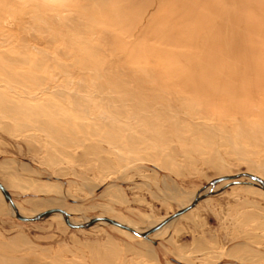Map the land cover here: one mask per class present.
I'll return each instance as SVG.
<instances>
[{
  "label": "rangeland",
  "instance_id": "374dc122",
  "mask_svg": "<svg viewBox=\"0 0 264 264\" xmlns=\"http://www.w3.org/2000/svg\"><path fill=\"white\" fill-rule=\"evenodd\" d=\"M2 1L0 183L19 215L143 233L236 182L149 240L60 214L22 222L1 195L0 264H264V191L247 184L264 180V47L222 52L223 1L175 0L162 21L111 15L132 0Z\"/></svg>",
  "mask_w": 264,
  "mask_h": 264
},
{
  "label": "bare ground",
  "instance_id": "6f19581e",
  "mask_svg": "<svg viewBox=\"0 0 264 264\" xmlns=\"http://www.w3.org/2000/svg\"><path fill=\"white\" fill-rule=\"evenodd\" d=\"M4 1V0H3ZM2 1V2H3ZM16 1V0H15ZM89 1V0H88ZM86 1V2H88ZM98 1V0H97ZM108 1V0H106ZM104 1V2H106ZM129 0H127L128 2ZM131 1V0H130ZM174 1L175 0H132L131 3L127 4L124 8H116L113 7L109 10L111 15H113L114 17H117L119 18V16H123L122 18L126 17L127 18V14H129L130 17L132 18H141L142 17H146L148 16L149 18H153L154 17H157V16H160L159 17V20L161 19V21L165 18V16L167 15V17L169 16V18L172 16V5L174 4ZM223 1L224 3V8L223 9V12H222V15L220 16V23H219V26L220 28L222 29L221 32L224 33V44H223V48H222V52L224 54H227V55H234L236 53H241L242 51H245V50H257V49H261L262 47H264V0H221ZM85 2V3H86ZM91 2V1H90ZM111 2V0H110ZM115 2V1H114ZM113 2V3H114ZM25 3V2H24ZM99 3V2H98ZM117 3V2H116ZM4 4V3H2ZM9 5L10 2H6V5ZM90 4V3H88ZM101 6H102V3H100ZM104 4L103 3V7H104ZM110 4V3H109ZM108 4V5H109ZM228 4H230L229 6H227ZM12 5V4H11ZM10 5V6H11ZM96 5H99L97 4L96 2ZM95 5V6H96ZM118 5V4H117ZM155 5V6H154ZM19 6V5H18ZM87 6V5H86ZM94 6L95 10H97V8ZM111 6V5H110ZM109 6V7H110ZM124 6V5H122ZM61 7V6H60ZM85 7V6H84ZM100 7V5H99ZM103 7H101V10L104 9ZM120 7V6H118ZM154 7V8H152ZM3 8V6L1 7ZM20 8V6H19ZM212 8V7H210ZM59 9V8H58ZM106 9V8H105ZM108 9V8H107ZM213 9V8H212ZM60 10V9H59ZM100 10V9H99ZM166 10V13H164V11ZM207 10V9H206ZM4 11V10H3ZM2 11V12H3ZM58 11V10H57ZM85 12V11H84ZM83 12V13H84ZM98 12V10H97ZM107 13V11H105ZM114 12V13H113ZM175 12V11H174ZM12 13V12H11ZM86 13V12H85ZM99 13V12H98ZM161 13H164L163 15H161ZM1 10H0V15H1ZM7 14V13H6ZM175 14V13H174ZM3 15V14H2ZM87 15V13H86ZM91 15V14H90ZM105 16V14H103ZM181 15V14H180ZM162 16V17H161ZM177 16V15H176ZM8 17V16H7ZM76 17V16H75ZM105 17L108 18V16L106 15ZM110 17V15H109ZM129 17V18H130ZM175 17V16H174ZM180 17V16H179ZM59 18V17H58ZM125 18V19H126ZM76 19V18H75ZM106 19V18H105ZM109 19V18H108ZM115 19V18H114ZM145 19V18H144ZM2 20V19H1ZM107 20V19H106ZM104 20V22L106 21ZM110 20V19H109ZM108 20V21H109ZM121 20V19H120ZM83 21V20H82ZM122 21V20H121ZM126 20H124V24ZM151 21V20H150ZM113 22V21H112ZM128 22V21H127ZM142 22V21H141ZM146 22V21H145ZM155 22V21H154ZM160 22V21H159ZM165 22V21H163ZM161 23V22H160ZM109 24H111V21L109 22ZM115 24V23H114ZM145 24V23H144ZM143 24V25H144ZM148 24V23H147ZM112 25V24H111ZM129 27H131V25L128 23ZM207 25V24H206ZM85 26V25H84ZM116 26V25H115ZM119 26V25H118ZM117 26V27H118ZM136 26V25H135ZM161 26L158 25V27ZM79 27V26H78ZM83 27V26H81ZM108 27H110L108 25ZM114 27V26H113ZM122 27V25H121ZM141 27H143L141 25ZM163 27V26H162ZM4 28V27H3ZM76 28V27H75ZM84 28V27H83ZM86 28V27H85ZM84 28V29H85ZM103 28V27H102ZM120 28V27H119ZM117 28V29H119ZM123 28V27H122ZM126 29V27H124ZM135 28H138L135 27ZM164 28V27H163ZM162 28V29H163ZM6 29V28H5ZM78 29V28H76ZM87 29V28H86ZM101 29V28H100ZM114 29V28H113ZM116 29V27H115ZM140 29V28H139ZM145 29V28H144ZM161 29V30H162ZM8 30V29H7ZM111 30V29H110ZM109 30V32H110ZM120 32L122 31V29L120 28L119 29ZM117 30V31H119ZM136 30V29H135ZM157 31V29H154ZM2 31V30H0ZM76 31V30H74ZM95 31V30H94ZM126 31V30H125ZM125 31H123L122 33H124ZM127 31H130V30H127ZM138 31V30H137ZM83 32V31H81ZM86 32V31H85ZM84 32V33H85ZM91 32V31H90ZM97 32V31H96ZM112 32V31H111ZM140 32V31H139ZM154 32V31H152ZM4 33V32H3ZM135 33V31H134ZM97 34V33H96ZM86 35V33H85ZM81 36V35H80ZM249 38H252L254 39V42H251V45L250 43L248 42V45L241 41V39L245 38V37H248ZM251 39V40H252ZM244 40V39H243ZM249 40V39H248ZM250 41V40H249ZM221 48V47H220ZM221 50V49H220ZM221 52V53H222ZM247 52V51H246ZM222 53V54H223ZM245 53V52H244ZM250 53V52H249ZM246 54V53H245ZM253 55V54H252ZM251 55V56H252ZM255 56V55H254ZM240 62V61H239ZM236 63V62H235ZM240 65V63H239ZM3 73V72H2ZM4 75H8L6 73H4ZM9 76V75H8ZM5 79L2 78V76H0V84L1 83H4ZM9 82V81H8ZM7 82V83H8ZM10 83V82H9ZM188 85V84H187ZM118 86V85H117ZM120 86V84H119ZM123 86V85H122ZM121 86V87H122ZM190 86V85H189ZM107 90V89H106ZM112 90V89H111ZM97 91L98 93L102 94L104 91L103 89L101 88V86L97 87ZM103 91V92H102ZM110 91V90H109ZM108 91V92H109ZM118 93V92H117ZM139 93V92H138ZM198 93V92H197ZM108 94V93H107ZM140 94V93H139ZM189 94V93H188ZM126 96H129V103L131 105V102H132V91L131 90H128L126 93H125ZM199 95V94H198ZM213 95V94H212ZM216 95V94H215ZM139 96V95H138ZM142 96V95H141ZM140 96V97H141ZM210 97V96H209ZM111 98H113L111 96ZM123 98V97H121ZM116 99V98H115ZM115 99H113L115 101ZM117 103V101H115ZM7 103V106L12 108V102L10 104L8 98L6 97V95L4 93H2L0 91V106H2L3 104L6 105ZM9 103V105H8ZM112 104H114L112 102ZM3 105V106H5ZM111 105V104H110ZM128 104H126L127 106ZM113 106V105H112ZM129 106V105H128ZM138 106V105H137ZM136 106V107H137ZM23 109V110H26V108H23L22 106H17L16 109ZM149 108V107H148ZM205 109V108H204ZM132 110V109H131ZM21 112V111H20ZM55 112V111H54ZM57 112V111H56ZM125 112V111H124ZM132 113V112H131ZM144 113V112H143ZM115 114H120L119 110H116L115 111ZM123 114V113H122ZM125 114V113H124ZM48 115V114H47ZM143 116V115H142ZM249 117V116H248ZM251 117V115H250ZM47 123V122H46ZM260 124V123H259ZM242 125V124H241ZM262 125V123H261ZM46 127V126H45ZM48 128V126H47ZM239 128V127H238ZM236 128V129H238ZM253 128V127H252ZM257 129V128H256ZM240 131V130H239ZM262 132V131H261ZM209 135V134H208ZM121 136V135H120ZM255 137V135H254ZM263 137V136H262ZM258 141V140H257ZM108 143L109 145L111 146H119V147H125V145L128 144V146L130 145H133V144H136V141L134 138H132L131 136H128L126 138H120L119 136H116V137H109L108 139ZM263 146V145H262ZM105 163V161H103ZM226 183V182H225ZM21 188V187H20ZM216 189V188H215ZM209 189L205 190L203 193H201L200 195H203L204 193H206ZM2 198H1V193H0V210L2 209ZM10 206V205H9ZM10 210V209H9ZM10 214L12 215V212L10 210ZM56 217H59L60 219H63L62 216H56ZM68 220L71 224L73 225H77L76 222H74L72 220L71 217H68ZM118 223V222H117ZM119 224L121 225H125V223L119 221ZM125 226H128V225H125ZM130 227V226H128ZM132 228V227H130ZM133 230L137 231L139 233L138 230L132 228ZM129 233V232H128ZM2 256V255H1Z\"/></svg>",
  "mask_w": 264,
  "mask_h": 264
},
{
  "label": "water",
  "instance_id": "95a60500",
  "mask_svg": "<svg viewBox=\"0 0 264 264\" xmlns=\"http://www.w3.org/2000/svg\"><path fill=\"white\" fill-rule=\"evenodd\" d=\"M235 179H236L235 177H225V178H220V179L212 181L209 184V186L201 189L199 192L196 193L194 199L191 201L189 206L179 210L174 215L163 220L160 224L146 230L143 233H138L137 231L133 230L132 228H130L128 226L121 225V224L117 223L116 221L108 220V219H102V220L101 219H93V220H90V221H88L82 225H73L68 220V214L62 210H51V211H47V212L42 213V214H38V215L31 217V218H25V217H22L21 215L18 214L17 209L14 206V203H13V200H12L10 194L6 191V189L2 186L1 183H0V193H1L2 197L4 198V201L10 205V207L13 211V216L22 222H35V221H39L43 218H46L52 214H60L63 217L65 224L71 229H88V228H90L96 224L106 223L108 225L117 227L121 230L127 231L137 238L149 240L150 236H152L154 233H157L158 231H160L164 226H166L171 221L177 219L181 215H183V214L187 213L188 211H190L191 209H193L200 201H202L208 197L216 196V195L224 192L226 190V188H228L232 184H235L234 183V182H236ZM250 179L252 180L253 183H247V184L253 185V186L257 187L258 189L264 191V180L257 178V177H251ZM224 181H227L228 183L225 186H223L221 189L214 192L213 189L216 186V184H218L220 182H224ZM207 189H209V190L206 193H204L203 195H200L201 193H203Z\"/></svg>",
  "mask_w": 264,
  "mask_h": 264
}]
</instances>
